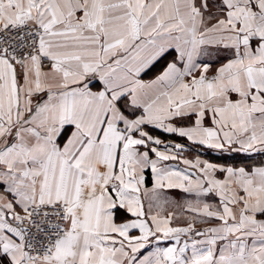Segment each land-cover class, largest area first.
Instances as JSON below:
<instances>
[{
    "label": "snow or ice",
    "instance_id": "obj_1",
    "mask_svg": "<svg viewBox=\"0 0 264 264\" xmlns=\"http://www.w3.org/2000/svg\"><path fill=\"white\" fill-rule=\"evenodd\" d=\"M0 264H264V0H0Z\"/></svg>",
    "mask_w": 264,
    "mask_h": 264
}]
</instances>
